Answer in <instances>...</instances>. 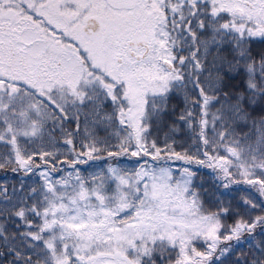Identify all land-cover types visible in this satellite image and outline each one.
<instances>
[{
    "label": "snow or ice",
    "instance_id": "obj_1",
    "mask_svg": "<svg viewBox=\"0 0 264 264\" xmlns=\"http://www.w3.org/2000/svg\"><path fill=\"white\" fill-rule=\"evenodd\" d=\"M0 264H264V0H0Z\"/></svg>",
    "mask_w": 264,
    "mask_h": 264
}]
</instances>
